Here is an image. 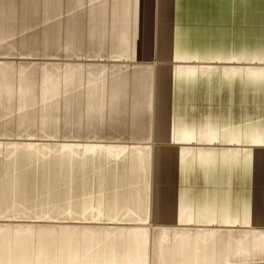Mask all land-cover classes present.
I'll list each match as a JSON object with an SVG mask.
<instances>
[{"label": "crops", "instance_id": "1", "mask_svg": "<svg viewBox=\"0 0 264 264\" xmlns=\"http://www.w3.org/2000/svg\"><path fill=\"white\" fill-rule=\"evenodd\" d=\"M1 1L56 73L0 69V224L39 210L40 264H264V0Z\"/></svg>", "mask_w": 264, "mask_h": 264}, {"label": "rangeland", "instance_id": "2", "mask_svg": "<svg viewBox=\"0 0 264 264\" xmlns=\"http://www.w3.org/2000/svg\"><path fill=\"white\" fill-rule=\"evenodd\" d=\"M1 4L2 1L0 0V5ZM0 29H3L1 24ZM13 38L14 35L9 36L0 34V69L5 67L11 69V72L17 77H22L24 71L30 73L32 77L55 76L56 58L54 50L49 52L51 54H48L47 56H40L39 51H41V49H23V47H20L21 44L16 43ZM46 45L47 44H44V46ZM19 47L20 49H18ZM260 67L264 68V65H261ZM0 77L2 76L0 75ZM244 84L245 82H241V87H244ZM253 102H256V111L259 112V114L253 116L252 119H257L252 122L249 121L247 113L244 114L243 112L245 111L242 108L240 125L241 127H244L246 125L249 126L250 124H254L253 126H256L254 131L256 135L255 137H257L262 133L260 127L263 123L264 116V98L257 93V99L253 100ZM241 147L253 148L252 146ZM32 205H35V203ZM39 213V210L14 211L15 215H26L29 219H26L25 221L15 220L13 222H1L0 264H40V257L37 251L39 245L41 244L42 239L50 240L51 238H54L53 235L56 232V227L42 225L39 219L34 218V216H39ZM24 254L27 255L21 257V255Z\"/></svg>", "mask_w": 264, "mask_h": 264}]
</instances>
